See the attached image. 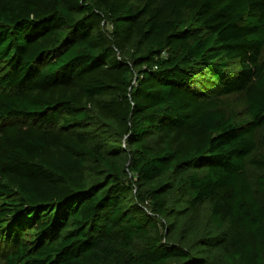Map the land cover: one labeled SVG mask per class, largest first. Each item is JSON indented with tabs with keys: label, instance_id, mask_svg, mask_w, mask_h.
Instances as JSON below:
<instances>
[{
	"label": "trees",
	"instance_id": "1",
	"mask_svg": "<svg viewBox=\"0 0 264 264\" xmlns=\"http://www.w3.org/2000/svg\"><path fill=\"white\" fill-rule=\"evenodd\" d=\"M0 264H264V0H0Z\"/></svg>",
	"mask_w": 264,
	"mask_h": 264
}]
</instances>
